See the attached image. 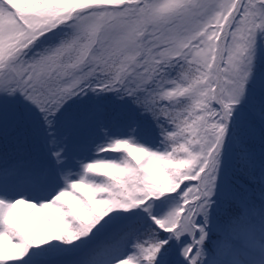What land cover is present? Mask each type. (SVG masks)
Returning <instances> with one entry per match:
<instances>
[{
  "label": "snow or ice",
  "instance_id": "6c2138e0",
  "mask_svg": "<svg viewBox=\"0 0 264 264\" xmlns=\"http://www.w3.org/2000/svg\"><path fill=\"white\" fill-rule=\"evenodd\" d=\"M0 264H264V0H0Z\"/></svg>",
  "mask_w": 264,
  "mask_h": 264
}]
</instances>
